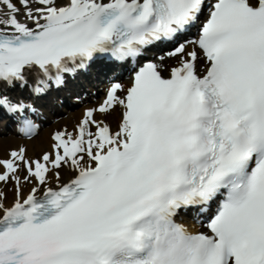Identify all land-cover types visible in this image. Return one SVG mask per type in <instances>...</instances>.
<instances>
[{"label": "snow or ice", "instance_id": "1", "mask_svg": "<svg viewBox=\"0 0 264 264\" xmlns=\"http://www.w3.org/2000/svg\"><path fill=\"white\" fill-rule=\"evenodd\" d=\"M0 14V81L32 77L37 94L98 54L136 60L197 29L168 76L147 60L51 151L0 158L16 185L11 202L0 191V264H264V0H0ZM118 106L115 129L97 118ZM30 107L0 93V109ZM190 208L206 232L177 222Z\"/></svg>", "mask_w": 264, "mask_h": 264}, {"label": "bare ground", "instance_id": "2", "mask_svg": "<svg viewBox=\"0 0 264 264\" xmlns=\"http://www.w3.org/2000/svg\"><path fill=\"white\" fill-rule=\"evenodd\" d=\"M2 15V14H0ZM21 20L24 19L23 16L20 17ZM29 25H31L30 21H27ZM193 46L191 44L187 45V48L190 50ZM175 57H170L168 55L158 57L157 58V64L161 71L165 74L169 70V66L171 64V61H175ZM202 61V60H201ZM201 61H198V67L200 66ZM170 62V63H169ZM112 71L113 69L105 67L103 65H98L94 67L90 75L95 76L99 72H106V71ZM109 73V74H113ZM124 78L121 80L122 85L127 88V86L131 83L132 79V72H125L123 74ZM67 87L72 90V91H77L78 89L81 88V81L80 80H75L71 79L67 82ZM84 89L80 90L79 93H75L76 95H82ZM11 90L10 92H12ZM15 93V92H13ZM99 100L102 99V94H99L98 96ZM48 99H44L43 101H47ZM90 105H93L89 101V99H86L83 101L82 104L75 106L72 108L68 114L60 115L55 117L52 120H48L46 124L43 125L41 134L39 136H36L40 128L38 129L37 133L32 136L30 139L24 138V136L21 135H15L11 131H5L0 133V158H8V154L12 150H19L20 147H24L26 149V156L30 159H35L39 158L44 152H49L51 151V144L53 143L51 139V133L56 131L57 129H66L68 131H73L75 126L78 124L79 120L82 118L83 113H84V108L88 107ZM121 112V108L118 106L115 111H110L107 114H100L96 113V116L98 119H105L107 123H112L113 128L115 129L117 127V121L119 114ZM21 169L18 172V175L21 176V178L26 175V171ZM61 180L66 181L69 177V172L70 170L67 167L61 168ZM33 183H35L33 181ZM32 184H29L23 179H21V188L23 193L26 195L27 192L30 190ZM54 186V182H53ZM15 182L14 181H8V182H0V191H3L6 194L8 202H11L14 198L15 195Z\"/></svg>", "mask_w": 264, "mask_h": 264}, {"label": "rangeland", "instance_id": "3", "mask_svg": "<svg viewBox=\"0 0 264 264\" xmlns=\"http://www.w3.org/2000/svg\"><path fill=\"white\" fill-rule=\"evenodd\" d=\"M41 131H42V128H40V131L36 136H39L41 134ZM22 172H23V170H22Z\"/></svg>", "mask_w": 264, "mask_h": 264}]
</instances>
